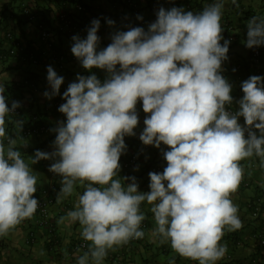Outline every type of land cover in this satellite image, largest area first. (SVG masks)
<instances>
[{
	"label": "clouds",
	"instance_id": "1",
	"mask_svg": "<svg viewBox=\"0 0 264 264\" xmlns=\"http://www.w3.org/2000/svg\"><path fill=\"white\" fill-rule=\"evenodd\" d=\"M225 2L215 0L199 13L160 8L147 31H119L99 52V20L91 22L85 39L72 37L71 52L83 68L104 69L109 78L101 83L95 74L78 75V82L68 85L66 102L58 109L66 124L56 129V150H37L30 161L59 157L49 167L62 177L57 203L72 196L77 185L84 188L74 210L59 221L78 222L81 237L90 242L77 264H103L110 250L142 239V202L151 206L152 235L159 243H169L173 252L198 264L222 259L225 232L242 227L231 196L243 179L240 161L264 158V78L243 81L239 111H226L233 97L231 84L220 74L229 44L220 43ZM247 28L246 47L264 45V18L253 16ZM63 79L48 66L52 91L44 95L58 94ZM4 92L0 84V237L31 219L39 207L33 196L37 177L17 150V140L9 137L7 148L4 144L6 116L20 106L13 101L9 108ZM138 100L150 114L140 140L157 148L163 142L170 149L163 153V172H149L148 192L138 190L135 177L123 178L131 180L126 187L117 178L123 138L134 135L138 125ZM21 125L16 122L17 133Z\"/></svg>",
	"mask_w": 264,
	"mask_h": 264
},
{
	"label": "crops",
	"instance_id": "2",
	"mask_svg": "<svg viewBox=\"0 0 264 264\" xmlns=\"http://www.w3.org/2000/svg\"><path fill=\"white\" fill-rule=\"evenodd\" d=\"M72 1L76 0H0V50L7 48L4 34L11 31L17 39L33 47L39 59L43 61L41 64L30 65L22 63L13 56L0 59V84L5 86L4 95L7 105L9 107L13 101H16L21 108V115L18 118L6 116L8 135L4 138V144L7 148L9 137L17 140V150L21 152L25 162L29 163L32 174L37 177L34 194L46 188L50 189V194L54 196L48 223L39 224L40 220L34 215L11 230L7 236L0 237V264H77V258L88 251L90 242L87 241L84 249L73 248L75 242L83 239L80 235L79 223L69 224L67 220L64 223L59 222L60 217L74 210L75 203L79 195L83 194L84 188L77 185L72 196L63 198L57 203L62 177L49 171V167L57 162L59 157L41 159L35 164H31L30 161L37 150L47 153L56 150L54 144L58 134L56 129L61 123L66 124V115L61 113L54 103L60 97L64 103L66 102L63 93L68 85L78 82V75L87 77L95 74L102 83L109 78L108 72L104 69L83 68L81 62L72 54L71 47L74 43L73 36H78L80 39L86 37L80 36L76 31L65 33L56 31V13L60 10L67 12L72 22L80 24L85 28L84 30L92 26L93 20H99L97 52L112 42L111 37L115 33L130 30L132 23L129 19L130 11L123 0H77L85 6L84 12L81 13L75 11ZM214 2L215 0H136L140 14L144 17L143 23L136 27L147 31L149 25L156 21L160 8L170 10L177 7L184 11L199 13ZM184 3L189 5L188 9H185ZM23 7L30 8L35 13L36 19L42 15L46 16L48 26L53 32L50 47H45L41 42L35 24L27 20ZM250 16L264 18V0H236V4L226 0L221 19L223 39L220 43L223 45L226 40L225 23L232 26L235 41L228 44L227 59L222 61L220 74L232 86L233 101L228 105L235 112L239 111L238 101L244 95L242 82L253 75L264 78V45L259 67L254 68L247 59V25ZM108 20L114 23L109 25ZM56 52L64 58L62 70L57 68L54 58ZM48 66H51L58 76L64 78L59 93L51 98L44 95L45 92L51 94L52 91L47 81ZM117 70L119 71V65ZM135 109L138 125L133 130L134 135H125L123 138L126 147L119 158L120 171L117 178L126 187L131 180L123 178L135 177L138 190L148 192L150 191L149 172H163L167 166L163 153L170 149L163 142L157 148L154 145H145L140 140L139 137L145 127L144 120L150 114L143 111L141 100H138ZM33 119L45 124L48 132L24 138L21 135L22 127L24 123ZM17 121L22 122L19 133L16 128ZM238 123L244 126L242 116L238 117ZM253 129L260 134L257 129L254 127ZM132 153L138 154L137 162L128 169L124 168L123 163ZM240 166L244 170L243 179L231 199L238 207L242 227L236 231L225 232L220 243L227 246V252L216 264H264V244L260 243V235L262 233L264 235V158L253 155L241 160ZM150 207L147 202H142L140 205V210L146 217L143 221L146 225L143 239L138 243L128 242L110 250L103 264H198L197 261L179 256L173 252L169 243L161 244L159 239L152 235L155 222Z\"/></svg>",
	"mask_w": 264,
	"mask_h": 264
},
{
	"label": "built area",
	"instance_id": "3",
	"mask_svg": "<svg viewBox=\"0 0 264 264\" xmlns=\"http://www.w3.org/2000/svg\"><path fill=\"white\" fill-rule=\"evenodd\" d=\"M124 4L136 15L137 19L136 21L139 24H142L144 21V17L142 14H140L139 8L137 6L136 0H123ZM185 9L189 8V5L187 3H184ZM23 12L25 13L27 20L32 21L35 24L36 29L39 33V38L41 42L45 45V47H50L51 42L50 38L53 35L52 30L50 31V28L46 26V24L42 21H38L35 17V13L28 7H23ZM75 11L81 13L84 12V6L81 3H75L74 5ZM138 17H141L142 19H138ZM252 17H249V20ZM56 31L65 33L70 31H76L80 36L86 37L87 36V30H84L85 28L81 26L80 24H74L70 18V16L67 14V12L60 10L56 13ZM225 27V39L229 41V43H232L235 41V35L233 32V28L229 23L224 24ZM4 39L7 44V48L0 50V59H6L9 56L17 57L22 63H27L30 65H37L40 64V59L36 54V51L33 47L28 46L26 43L22 42L21 40L17 39L11 31H7L4 34ZM250 50V65L254 68L259 67L261 65V52H262V45L249 48ZM54 58L57 64L58 70H62L64 68V58L59 53H54ZM101 83L102 80L97 77ZM64 101L61 98H58L54 105L56 108L59 109L60 105H62ZM12 104L9 106L11 108ZM226 111H229L230 113H235L233 108L229 106L228 104L225 105ZM8 115L19 117L21 115V108L20 106L17 107L13 112H10ZM244 127V126H242ZM253 132L259 136L254 129H251ZM48 132V127L37 121L36 119L31 120L29 123H24L23 129H22V136L24 138L30 137V136H37L46 134ZM245 137H247V130L245 131ZM138 160V154L132 153L127 160L123 163L124 168H130L133 164H135ZM155 170H158V168H154ZM246 185V182L244 183ZM50 189H42L37 194H33L34 198L37 199L39 207L37 208L35 212V216L40 220L39 224L48 223L50 219V206L54 202V196L50 194ZM141 229L145 232L146 225L144 222L141 223ZM141 239H131L130 243H136L139 242ZM260 243L264 244V235L263 233L260 235ZM86 247V242L83 239L78 240L73 244V248L75 250L84 249Z\"/></svg>",
	"mask_w": 264,
	"mask_h": 264
},
{
	"label": "trees",
	"instance_id": "4",
	"mask_svg": "<svg viewBox=\"0 0 264 264\" xmlns=\"http://www.w3.org/2000/svg\"><path fill=\"white\" fill-rule=\"evenodd\" d=\"M72 3L75 5V3H81V2H79V1H72ZM82 4V3H81ZM83 5V4H82ZM84 6V5H83ZM85 7V6H84ZM129 9V8H128ZM129 11H130V21H131V23H132V28H133V26L134 27H136V25L138 26V25H140L137 21H136V19H137V17H136V15L134 14V12H132L130 9H129ZM38 21H42V22H44L45 24H46V26L47 27H49L48 25V22H47V20H46V16H44V15H42L41 17H39V19H37ZM50 31H51V29H50ZM262 53H263V45H262V52H261V59H262ZM247 59H248V63L250 64V50H249V48H248V57H247ZM43 61H41L40 62V64L42 63ZM239 68V67H238ZM61 98V97H60ZM14 117V116H13ZM16 118V117H15ZM38 121H40V120H38ZM27 123H29V122H27ZM41 123V122H40ZM26 124V123H25ZM22 129H23V127H22ZM253 129V128H252ZM22 132V131H21ZM21 135H22V133H21ZM143 239V238H142ZM141 239V240H142ZM140 240V241H141ZM139 241V242H140ZM136 243H138V242H136Z\"/></svg>",
	"mask_w": 264,
	"mask_h": 264
},
{
	"label": "rangeland",
	"instance_id": "5",
	"mask_svg": "<svg viewBox=\"0 0 264 264\" xmlns=\"http://www.w3.org/2000/svg\"><path fill=\"white\" fill-rule=\"evenodd\" d=\"M52 39H53V35L51 36V38H50V42L52 43Z\"/></svg>",
	"mask_w": 264,
	"mask_h": 264
}]
</instances>
